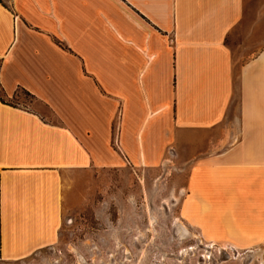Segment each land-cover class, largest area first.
I'll list each match as a JSON object with an SVG mask.
<instances>
[{"label":"crops","instance_id":"0c3cea01","mask_svg":"<svg viewBox=\"0 0 264 264\" xmlns=\"http://www.w3.org/2000/svg\"><path fill=\"white\" fill-rule=\"evenodd\" d=\"M0 1V263L54 245L86 172L168 154L190 229L264 243V44L228 43L264 0Z\"/></svg>","mask_w":264,"mask_h":264},{"label":"rangeland","instance_id":"374dc122","mask_svg":"<svg viewBox=\"0 0 264 264\" xmlns=\"http://www.w3.org/2000/svg\"><path fill=\"white\" fill-rule=\"evenodd\" d=\"M254 19L250 13L228 41L234 64L264 44V11L259 25ZM16 93L13 101L29 100ZM186 158L168 154L155 169L86 172L84 195L64 210L54 245L0 264H264V243L248 248L208 243L182 221Z\"/></svg>","mask_w":264,"mask_h":264},{"label":"trees","instance_id":"16d2710c","mask_svg":"<svg viewBox=\"0 0 264 264\" xmlns=\"http://www.w3.org/2000/svg\"><path fill=\"white\" fill-rule=\"evenodd\" d=\"M1 2V1H0Z\"/></svg>","mask_w":264,"mask_h":264}]
</instances>
